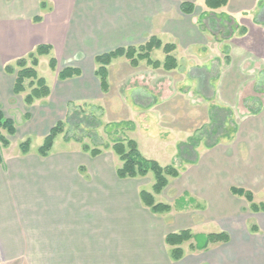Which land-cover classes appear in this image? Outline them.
<instances>
[{"label":"crops","instance_id":"crops-1","mask_svg":"<svg viewBox=\"0 0 264 264\" xmlns=\"http://www.w3.org/2000/svg\"><path fill=\"white\" fill-rule=\"evenodd\" d=\"M183 2L193 4L191 13L181 11ZM35 17L40 20L35 21ZM211 22L223 29L226 23L235 27L221 38L222 28L214 32ZM241 28L244 32H239ZM150 36H156L162 43L174 44L177 67L171 70V75L177 76L178 82L199 80L193 75L187 79L186 74L193 69L202 75L201 82L206 77V83L212 84L211 89L223 99L228 98L225 95L228 92L229 98H240L241 83L249 79L256 82L257 74L264 72V0H227L218 9L208 8L204 0H0L2 62L25 56L39 44H48L51 46L48 56L54 57L57 65L74 66L81 71L79 76L65 80H59L56 74L53 88L47 84L50 89L45 98L47 110L55 106V102L59 107L60 100L65 105L67 100L97 95L101 89L94 74V56L118 47L140 45ZM223 49L229 57L225 62L220 58ZM183 53L184 60L178 59ZM120 59L123 58H115L109 64V81L111 78L114 82L115 67L124 62ZM211 74H215L214 77ZM180 75L185 79L181 80ZM13 79L3 88L5 94L0 96V107L4 103L2 97L9 99L14 94ZM157 81L161 83V77ZM257 108V113H251L245 107L236 118L235 133L228 138L221 137L212 147L205 146L206 152L192 159L190 165L196 166L200 158L214 159L217 168L214 179L222 188L229 174L244 173H237L236 168L246 171V181L263 177L264 106ZM1 110L4 113L3 108ZM28 121H32V117ZM42 121L31 125L33 128L27 131V138L37 134L43 141L55 121L49 123V116ZM161 128L169 131L166 139L160 140L167 142L173 138L171 131L175 128L160 125ZM151 130L149 126L145 131L150 133ZM182 139L173 138V144L177 146ZM54 142L46 156L38 155L37 149L32 151L31 146L25 154L19 147L9 151L10 144L0 147V258L24 260L25 264H130V238L125 239L128 230H124V226L120 230V221L114 218L116 212L130 210L129 203L115 205L109 198L118 191L125 192L129 198L124 185L135 178L116 176L118 160L108 163L101 158V153L91 156L72 143L56 149ZM250 157L254 162L248 164ZM186 164L185 168L178 166L179 175L169 178L163 189L169 193L176 190L178 194L169 204L171 210L161 213L170 218L171 228L167 233L189 229L190 189L186 182L191 179L189 162ZM235 184L243 185L233 183L231 186ZM177 199H184L185 203L176 207ZM167 233L162 236L163 243ZM231 241L230 236L229 242L224 244ZM116 243L120 245H114ZM185 243L188 246L185 250L182 247L184 255L180 260L187 258L186 264H189V242ZM209 255L214 264H222L220 253Z\"/></svg>","mask_w":264,"mask_h":264},{"label":"rangeland","instance_id":"rangeland-1","mask_svg":"<svg viewBox=\"0 0 264 264\" xmlns=\"http://www.w3.org/2000/svg\"><path fill=\"white\" fill-rule=\"evenodd\" d=\"M210 27L213 31L215 30L214 32L222 28L221 25H216L214 22H211ZM234 27L232 23L224 24L225 29L222 28L220 37L228 35L230 28L234 29ZM174 50L172 51L173 56ZM198 50V54L201 56L202 49ZM151 52L152 50L150 51L152 60L164 59L165 54L162 49ZM180 55L177 54L178 59L184 60V53ZM49 57L48 55L39 56L36 70L38 75L43 77L47 84L53 88L56 83L57 71L62 68V65H56V69L52 70L48 65ZM122 58L120 60H124V62L115 67L117 73L114 74V82L111 78L110 81L108 80V67L111 61L106 67L108 89L106 92L99 91L92 98L67 100L65 105L63 100H60L59 107L58 102H55L56 105L47 110L48 108L45 109L47 104L45 98L26 105L23 101L25 93L11 94L9 99L2 97L4 103L0 109L3 108L4 114L12 118L16 125V132L12 136L2 129L0 130L9 140L8 150H17L19 143L28 137L27 131L32 130L31 125H37V123L43 122L42 120L45 121L46 116H49V123L53 124L57 120L64 121L63 132L55 138L56 149L71 143L72 146L76 145L82 149V144L85 143L91 148H99L101 158L106 162L114 163L115 160H118L121 163L111 146L114 139L127 136L136 141L139 150L146 157L160 163L167 161L170 164H175L177 168L178 166L185 168L183 166L187 165L189 159L202 156L206 152L205 146L212 144L214 140H219L221 134L232 135L236 118L245 111V101H247V106L252 109L264 106V78L262 77L264 72L257 74L256 82L249 79V81L244 80L241 83L240 98H229L228 92V95L225 94L228 98H224V100L220 93L211 89L212 84L209 86L206 83V77L205 81L201 82L202 75L193 69L192 72L189 69V73L186 74V77H189L187 79L189 80L193 75L199 80L192 83L191 79L184 80L185 78L180 75V79L184 81L178 82V77L171 75V70H164L162 67H160L161 69L153 68L145 60H139L137 65L133 66L127 58ZM220 58L221 62L227 61L229 59L228 52L223 49ZM2 61L0 60V87L2 88L0 96L5 94L3 88L6 83L11 82L14 78V74H6L3 71L4 65L12 63L14 60ZM147 69L153 73H146ZM214 75L211 74V77ZM158 77H161V83H158ZM250 96L254 98L249 99ZM214 108H221V110L215 111ZM215 112L220 118L216 122L213 120ZM30 117H32V121L27 122ZM131 124L132 128L129 129ZM160 125L175 128L174 131H171L174 134L173 138L180 137L183 138L182 141L177 146L173 144V138L167 142L162 141L166 139L165 135L169 130L160 129ZM149 126L152 130L147 133L145 130ZM212 128L216 129L213 135L210 132ZM29 137L31 150L36 151L42 138L37 134H31ZM62 139L71 143H65ZM194 143L197 145L192 150L190 146ZM232 148L234 150V145ZM174 151L176 152L173 153ZM176 153L177 155H175ZM252 158L247 160L248 164L254 162ZM201 159L195 163L196 166L190 165L189 162V178L192 181L186 182L189 183V197L192 198H189V229L195 234L224 230L230 234L232 241L228 244H212L204 251L189 249V264H214V260H211L209 255L213 252L220 253L222 264H264V209L253 212L250 209V203L244 197L232 195L229 191L231 184L243 183L242 186L237 184L232 186L250 189L253 202L264 204V176H257L246 181V171L236 168L237 173H244L229 174L223 181L222 188L220 182L214 179L217 172L216 161L210 157L208 160L204 158L201 161ZM236 163H238V159ZM226 167L227 165L224 169ZM227 171L230 172L229 169ZM260 175L262 174L260 173ZM152 183L151 174L136 177L124 185L125 190L127 189L129 192V198L125 192L119 191L113 193L112 198H109V202L112 204L114 202L115 205L116 203H129L130 210L122 213L116 212L114 218L115 221H120L118 226L120 230L123 226L124 230H128V233H125V239L127 236L130 238V243H128L131 248L130 264H186L187 258L183 261L171 260L169 247L161 241L162 236L171 228L169 216L151 213L149 208L144 207L138 199L137 192L143 188L150 190ZM178 192L181 193V190ZM177 195L176 190L172 193L162 190L154 197L157 202L171 204L172 199H176ZM183 203H185L184 199H177L175 205L179 207ZM119 229L116 228V231H120ZM123 236L121 235V237ZM115 238L119 237L115 235ZM114 245L119 246L120 244ZM187 246V243L182 245L184 250ZM0 264H25V261L2 260L0 258Z\"/></svg>","mask_w":264,"mask_h":264},{"label":"trees","instance_id":"trees-1","mask_svg":"<svg viewBox=\"0 0 264 264\" xmlns=\"http://www.w3.org/2000/svg\"><path fill=\"white\" fill-rule=\"evenodd\" d=\"M227 0H204L205 6L210 9H218L226 4ZM44 4V3H43ZM42 4V5H43ZM193 10V4L189 2L181 3V11L183 13H191ZM35 21H39V17L34 18ZM240 32H244V28L240 29ZM153 49H162L165 56L162 61L152 60L150 58V51ZM175 49L172 43H162V41L156 36L149 37L144 43L137 46H125L118 47L114 50L100 53L94 56L93 61L95 64L94 74L98 79L99 86L102 92H106L108 89L107 83V65L117 57H125L129 60L131 65L136 66L139 60H145L146 63L153 68L162 67L164 70H172L177 67V60L173 56L172 51ZM51 52V46L48 44H39L35 48L28 52L25 56L15 59L12 63H6L3 70L8 74H14L13 93L18 95L25 93L23 101L26 105H31L35 100L46 98L50 89L43 77L38 75L36 67L38 65V57L42 55H49ZM48 65L52 70L56 69L57 61L54 57H50ZM81 71L74 66H65L57 71V78L59 80H65L75 76H79ZM245 101V107L251 113H257L259 108L252 109L247 106ZM215 111L221 110V108H214ZM218 114H213V120H219ZM64 121L58 120L45 134L41 145L37 148V153L40 156H46L57 135L63 132ZM132 128L129 127V129ZM4 130L8 135L12 136L16 132V125L12 118L7 117L0 109V130ZM236 127L232 129V133H235ZM211 135L216 132L215 128L210 130ZM210 136V135H209ZM230 134L223 133L220 137H230ZM218 140H214L212 144H207L206 147H212ZM198 143V142H197ZM197 143L192 144L193 150ZM9 140L0 132V147H7ZM82 150L88 152L91 156H97L101 153V150L97 147H89L87 144H82ZM30 139L19 143V150L22 154L29 151ZM113 152L118 156L120 165L115 169V174L118 178H136L144 177L147 174H151L153 177V183L150 190L141 189L138 192V197L145 207L149 208L152 213H165L171 210V206L166 203L157 202L154 195L162 192L167 186L169 178H175L179 175V169L175 164L161 165L158 161L144 157L135 140L122 136L114 139V143L111 146ZM189 162L192 160L189 159ZM0 163H2V156L0 153ZM229 191L232 195L244 197L250 203V209L253 212H258L264 209V204H256L253 202V195L251 191L242 187L231 186ZM230 240V235L227 231L221 230L218 232H211L207 234H195L190 229H181L175 232L167 233L164 236V243L169 247V257L173 261L180 260L184 255L182 244L189 242V249L192 251L206 250L210 245L217 243H227Z\"/></svg>","mask_w":264,"mask_h":264}]
</instances>
